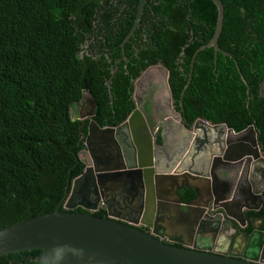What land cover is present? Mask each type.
<instances>
[{"label":"trees","instance_id":"trees-1","mask_svg":"<svg viewBox=\"0 0 264 264\" xmlns=\"http://www.w3.org/2000/svg\"><path fill=\"white\" fill-rule=\"evenodd\" d=\"M221 1L219 46L233 58H216L213 48L200 52L177 109L191 124L200 118L236 133L254 126L264 152V0ZM139 3L0 0V229L55 212L68 183L83 173L90 121L72 110H79L85 91L96 102L94 121L116 127L135 108L132 80L160 62L180 101L194 55L215 34L217 6L210 0H148L125 45L126 59L119 61ZM195 198L188 190L182 200ZM95 216L105 217L102 211ZM253 216L264 218V205L247 214ZM40 253L1 257L0 264H34Z\"/></svg>","mask_w":264,"mask_h":264},{"label":"water","instance_id":"water-1","mask_svg":"<svg viewBox=\"0 0 264 264\" xmlns=\"http://www.w3.org/2000/svg\"><path fill=\"white\" fill-rule=\"evenodd\" d=\"M210 1L218 9L215 34L194 55L180 106L200 52L213 48L216 58L219 53L233 58L219 46L225 6L221 0ZM147 3L148 0H140L134 25L121 45L124 59L125 45L135 37ZM237 68L240 72L239 65ZM115 74L116 70L112 72L110 93ZM169 77V70L159 62L132 80L135 108L118 127L102 128L94 121L95 99L89 91L84 92L79 118L90 121L85 146L92 164H87L82 176L68 183L66 199L55 212L0 229V258L41 251L34 264H264V218H253L252 232L237 236L241 228L247 227L245 212L260 211L264 205V152L255 127L237 134L226 124L199 120L189 130L181 124V115L171 110L173 94ZM154 88L157 91L152 96ZM162 102L170 112L161 108ZM147 103L155 111L163 112L165 125L170 123L181 136L188 138L180 140L178 152L163 160L161 169L157 168L158 159L152 153L146 155L143 146L137 155L130 157L131 151L122 142L131 129L134 131V124L144 120ZM231 134L239 140L231 142ZM109 160L119 165L111 162L108 167L98 166L99 161L106 164ZM168 165L169 168H164ZM148 172L153 180L149 181ZM245 174L249 176L248 189L243 192L245 199L235 201L231 195L233 191L237 194ZM185 188L196 194V199L188 204L180 197ZM101 205L109 208V217L93 214ZM62 206L65 212L60 211ZM78 208L91 214L74 212ZM209 208L219 213L214 228L203 222L211 219L207 214ZM114 210L128 216L135 214L136 220L120 222ZM231 223L236 234L229 251L217 248L213 251L222 224L225 228ZM140 225L150 232L141 230ZM186 236L189 243L183 242ZM217 247L225 248V244L220 241Z\"/></svg>","mask_w":264,"mask_h":264},{"label":"flooded vegetation","instance_id":"flooded-vegetation-1","mask_svg":"<svg viewBox=\"0 0 264 264\" xmlns=\"http://www.w3.org/2000/svg\"><path fill=\"white\" fill-rule=\"evenodd\" d=\"M136 48V47H135ZM90 55L94 56V58H97V55L95 54L94 50L93 49H90ZM137 55V54H136ZM124 59V56L122 57V59H120L119 61H122ZM169 80H170V77H169ZM169 80H168V83H169ZM156 89L154 88L153 92L151 91L150 95H156ZM171 104H172V109L171 110H176L180 115H181V124H183L184 126H186L189 130H191L192 128L194 129L197 125V122L199 120H204V119H196L192 124L188 122V120L178 111L177 108H180L182 106H180V101L177 102L174 97L171 101ZM80 108H81V105L79 107V110H78V114H79V111H80ZM161 108L166 111H169L170 112V109L167 108L163 102L161 104ZM134 110V109H133ZM143 113H144V120H139L136 124H134V131L131 129L129 131V134L128 136H124L123 137V144L125 145L126 149L129 151H131V155L130 157H133L135 155H137L140 151V146H143L145 148V153L146 155L147 154H150L152 153V157L155 159L157 158L158 159V164H157V168L159 167V169L163 168V160H166L168 158H172L174 154H176V151L179 149V143H180V140H187V136H181V134L179 132H177V130H175L173 127H171V124L170 123H166L165 125V121H163L164 119V116H163V112H157L155 111V109L152 107L149 106V103L145 104L144 105V109H143ZM171 114V113H170ZM207 121V120H205ZM125 123V121L123 122ZM123 123H121L120 125L118 126H121ZM116 126V127H118ZM165 128V133L163 132V129ZM246 131V130H245ZM246 135H250L249 133L246 132ZM230 141L231 142H235L236 140H239V138H231L229 137ZM85 144H86V141H85ZM178 152V151H177ZM157 155V157H156ZM85 156L86 160L84 159ZM81 159L82 161L85 162L86 164V167H87V164L91 165L92 164V160H91V155H90V152L88 150H84L83 153L81 154ZM101 162V161H99ZM98 162V166H100L101 168L103 167H108V163H113V162H117V161H107L106 164H103V163H100L99 164ZM114 164V163H113ZM122 164H125L124 162ZM121 164V165H122ZM247 164V163H246ZM116 165V164H114ZM119 164L117 163L116 166H118ZM85 167V168H86ZM164 168H169V165L164 167ZM84 173V171H83ZM83 173L80 175L82 176ZM124 174V173H123ZM144 174V173H143ZM79 176V177H80ZM147 177L149 179V181L153 178L150 174V172L147 173ZM248 186H249V181L247 182L246 179H244V177L241 179L240 181V184H239V189H238V192L237 194H235V192L233 191L232 195H231V198H233L235 201H243L245 199V196L243 194V192H246L247 189H248ZM188 190H192V189H183L181 192H180V197H181V200H182V197H183V194L186 193V191ZM236 190V188H235ZM196 199V198H195ZM194 199V200H195ZM193 201V200H191ZM189 201V202H191ZM183 202V200H182ZM189 202H183L184 204H188ZM235 205V204H234ZM113 205H112V209H113ZM78 209H83V208H78ZM84 210V209H83ZM86 211V210H85ZM99 211H102L104 216L105 217H109L110 213H109V208L107 206H104V205H101L100 208L94 212L93 214L95 215L97 212ZM89 212V211H88ZM127 213H129V211L127 210L126 211ZM221 212V211H219ZM252 211H246L245 212V215H246V218H247V214L250 213ZM253 212H259V211H253ZM91 214V212H89ZM114 214H118L117 216H119L120 218H116V220L120 221V222H125V220H131V221H134L136 220V217L137 215H126L125 213H121L120 211H117V210H114L113 211ZM207 214L211 217V219L209 218L208 219H203V222L204 223H208V226L209 227H212L214 228V226L216 225L217 222H219V219H217V212H215L213 209L209 208L207 209ZM216 217V219H215ZM223 217V220L225 219L224 216L222 215ZM253 218H257V217H250L249 219L247 218V227L246 228H241V231L240 233H238L237 236H242L243 234H250L249 232H247L248 228L252 227V219ZM146 222H149V221H146ZM222 222V221H220ZM126 223V222H125ZM232 226H235L233 223L231 224H228L225 228H223V224H222V229L220 230V235H219V242H218V239H216V242H214V244H219L220 241L223 242V244H225V248L222 247H217V245L215 246L214 245V248H213V251L216 249L218 251H229L230 249V243H231V239L233 237V235L236 234V231H234V229L232 228ZM141 228V230L143 231H148L150 232V229L147 228L145 225H140L139 226ZM253 230V228H252ZM183 242L184 243H189L188 239H187V236L186 238H183ZM218 242V243H217ZM206 245V244H205ZM174 246H177V247H184V246H181V245H178V244H174ZM215 250V251H216Z\"/></svg>","mask_w":264,"mask_h":264},{"label":"crops","instance_id":"crops-1","mask_svg":"<svg viewBox=\"0 0 264 264\" xmlns=\"http://www.w3.org/2000/svg\"><path fill=\"white\" fill-rule=\"evenodd\" d=\"M235 133H236V132H235ZM237 134H242V133H237ZM230 137H231V138H232V137L235 138V136H234L233 134H231ZM243 177H244V179L247 180V182L249 181V176H248V174H245Z\"/></svg>","mask_w":264,"mask_h":264},{"label":"rangeland","instance_id":"rangeland-1","mask_svg":"<svg viewBox=\"0 0 264 264\" xmlns=\"http://www.w3.org/2000/svg\"><path fill=\"white\" fill-rule=\"evenodd\" d=\"M72 112H73V115L75 116L76 115V113L78 112V107H74L73 108V110H72ZM233 138V137H232ZM234 139V138H233ZM84 157V159L86 158L85 156H83ZM86 160V159H85Z\"/></svg>","mask_w":264,"mask_h":264}]
</instances>
